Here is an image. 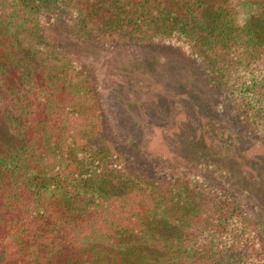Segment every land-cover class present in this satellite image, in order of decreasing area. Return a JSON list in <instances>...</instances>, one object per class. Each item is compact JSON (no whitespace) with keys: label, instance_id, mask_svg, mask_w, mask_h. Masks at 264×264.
Wrapping results in <instances>:
<instances>
[{"label":"trees","instance_id":"16d2710c","mask_svg":"<svg viewBox=\"0 0 264 264\" xmlns=\"http://www.w3.org/2000/svg\"><path fill=\"white\" fill-rule=\"evenodd\" d=\"M129 41L218 90L205 109L232 180L206 155L207 189L157 174L99 133L81 45ZM262 176L264 0H0V264H264V208L244 205Z\"/></svg>","mask_w":264,"mask_h":264},{"label":"rangeland","instance_id":"374dc122","mask_svg":"<svg viewBox=\"0 0 264 264\" xmlns=\"http://www.w3.org/2000/svg\"><path fill=\"white\" fill-rule=\"evenodd\" d=\"M82 46L80 53L91 75L103 126L99 133L128 161L138 157L153 165L157 174L167 172L172 177L192 178L194 170L201 176L198 187L204 189L206 182L218 179L219 183L222 178L213 170H204L207 165L202 170L194 168L196 161L207 164L206 156L213 165L221 163L224 176L231 180L240 173L234 154L225 157L223 147H229L228 140L218 139L206 113L205 108L220 103V94L189 58L175 49L143 41ZM226 114L222 122H226ZM244 205L264 208V192L252 191ZM257 233L264 246V229Z\"/></svg>","mask_w":264,"mask_h":264}]
</instances>
